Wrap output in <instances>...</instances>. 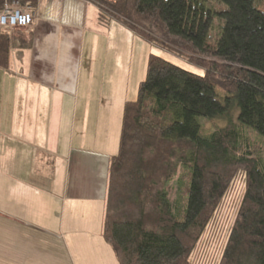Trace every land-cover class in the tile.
I'll return each mask as SVG.
<instances>
[{"label": "trees", "instance_id": "1", "mask_svg": "<svg viewBox=\"0 0 264 264\" xmlns=\"http://www.w3.org/2000/svg\"><path fill=\"white\" fill-rule=\"evenodd\" d=\"M89 1L100 25L202 71L150 53L124 104L101 229L115 264H264V167L249 137L264 146V0ZM10 48L1 29L0 68ZM216 119L225 124L205 132Z\"/></svg>", "mask_w": 264, "mask_h": 264}, {"label": "crops", "instance_id": "2", "mask_svg": "<svg viewBox=\"0 0 264 264\" xmlns=\"http://www.w3.org/2000/svg\"><path fill=\"white\" fill-rule=\"evenodd\" d=\"M32 12L0 68V264L44 253L85 264L83 244L115 264L101 235L108 162L152 49L100 25L89 0H38Z\"/></svg>", "mask_w": 264, "mask_h": 264}, {"label": "rangeland", "instance_id": "3", "mask_svg": "<svg viewBox=\"0 0 264 264\" xmlns=\"http://www.w3.org/2000/svg\"><path fill=\"white\" fill-rule=\"evenodd\" d=\"M205 4H207L208 6H216L217 5V2L216 0H205ZM220 6V5H218ZM257 7H259L260 9H262L264 11V7L262 5H260L258 3ZM21 30H26V29H12V30H9L10 32V35L12 37L13 34L15 33H18L20 32ZM142 40V39H141ZM143 42H145L147 45H148V48L149 49H152V52L153 54H156L158 56H160L161 58L177 65V66H180L181 68L187 70V71H190V72H193V73H197V74H202V71L199 70L198 68H195L193 66H190L188 65L186 62H184L183 60L179 59L178 57H175L159 48H157L156 46L154 45H150L148 42L142 40ZM134 44V43H133ZM142 74L141 76H139V80L137 81V83H139L141 80L144 79L145 77V67L143 68L142 66ZM133 82H132V91H133ZM137 87V86H135ZM137 89V88H136ZM136 97V92L134 91V96H130V98L128 99L129 100H133L135 99ZM203 118H198V121L202 120ZM225 124V121L224 120H220V119H216L214 121H205L203 123V129L206 131H209V130H213L215 128H218V127H221ZM202 134H204L203 130H201ZM256 134V133H255ZM255 134H252L250 135L249 134V137H251L250 139H252L255 143H254V146H253V156L255 158H257L259 160V163L260 165H262L264 167V146L260 143V141L258 140V138H260L257 134L256 136L258 138L255 137ZM261 139V138H260ZM241 194V191L239 192ZM224 239H225V236L221 237V244H223L224 242ZM94 245L95 244H83V248H84V251L86 252L85 255H84V263L85 264H99V260L97 258V253L96 251L94 250ZM220 248L217 247V249H214L213 252H212V255H216L217 254V250ZM38 252V251H37ZM72 256L77 260V257H76V254L73 253ZM63 261V255H59V258L58 260H56V258L54 256H52L50 253H44L43 256L40 257V255L36 254V261L33 262L34 264H59V262H62ZM68 264H75V262H73V260L70 258V254H69V257H68Z\"/></svg>", "mask_w": 264, "mask_h": 264}, {"label": "built area", "instance_id": "4", "mask_svg": "<svg viewBox=\"0 0 264 264\" xmlns=\"http://www.w3.org/2000/svg\"><path fill=\"white\" fill-rule=\"evenodd\" d=\"M115 1V0H107ZM33 23L32 9L18 0H5L0 8V30L26 29Z\"/></svg>", "mask_w": 264, "mask_h": 264}]
</instances>
